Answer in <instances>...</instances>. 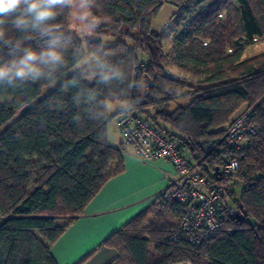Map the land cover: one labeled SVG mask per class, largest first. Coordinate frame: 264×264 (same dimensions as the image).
Wrapping results in <instances>:
<instances>
[{
	"label": "trees",
	"instance_id": "16d2710c",
	"mask_svg": "<svg viewBox=\"0 0 264 264\" xmlns=\"http://www.w3.org/2000/svg\"><path fill=\"white\" fill-rule=\"evenodd\" d=\"M205 1L85 0L92 33L117 38L111 46L66 34L70 5L58 7L48 26L59 37L64 63L45 69L35 81L0 80V128L18 116L0 133V264H55L51 246L122 173V148L106 138L115 118L106 108L116 103L176 138L211 184L228 182L215 177L214 170L237 161V177L229 187L240 218L224 222L199 247L173 243L167 235L178 224L181 208L158 198L157 205L105 241L118 252L112 264H264V53L240 61L242 45L264 38V0H217L201 8ZM225 1L235 7L234 22L221 19ZM164 5L190 16L174 33L169 56L152 29ZM0 30V63L22 56L25 48L39 52L53 38L31 28L18 30L11 19ZM86 53L91 60L72 73ZM140 62H145L143 71ZM169 66L182 78L167 76ZM200 75L206 76L192 89L189 80ZM46 88L52 89L41 97ZM185 91L191 103L170 112ZM244 106L254 133L246 135L242 150L231 152L223 143L226 127ZM208 141L216 149L206 156L200 142ZM237 186L239 197L233 190Z\"/></svg>",
	"mask_w": 264,
	"mask_h": 264
},
{
	"label": "built area",
	"instance_id": "2783aa9c",
	"mask_svg": "<svg viewBox=\"0 0 264 264\" xmlns=\"http://www.w3.org/2000/svg\"><path fill=\"white\" fill-rule=\"evenodd\" d=\"M144 67L145 62L138 64L141 71ZM247 115L232 118L226 129L223 143L231 152L242 150L246 135L254 133L246 124ZM116 125L123 146L132 147L141 163L163 160L173 167V175L168 177L166 188L158 196L160 203H175L181 208L178 224L167 235L169 241L199 247L212 239L224 222L237 218L238 210L229 187L237 177V161H226L218 170L219 178L228 182L211 184L198 173L193 159L179 147L176 138L158 131L144 115L126 110L117 117ZM200 147L207 156L216 149V143L200 142Z\"/></svg>",
	"mask_w": 264,
	"mask_h": 264
},
{
	"label": "crops",
	"instance_id": "0c3cea01",
	"mask_svg": "<svg viewBox=\"0 0 264 264\" xmlns=\"http://www.w3.org/2000/svg\"><path fill=\"white\" fill-rule=\"evenodd\" d=\"M174 9L168 21L172 23L173 29H166L169 30V39L166 41L170 45L167 53L160 37L165 55L172 49L174 20L178 15L177 9ZM191 101L192 97L185 91L172 103L174 107L171 108V104L170 112L179 107L186 108ZM124 110L125 105L118 103L107 105L106 108L108 116H115L113 126L111 121L107 126V142L112 147L122 148L123 171L100 189L86 205L82 215L51 246L49 253L55 264H112L118 252L105 245V241L139 214L157 205L158 196L166 188L168 177L174 173L168 162L159 160L151 164L141 163L132 147L123 146L116 120Z\"/></svg>",
	"mask_w": 264,
	"mask_h": 264
},
{
	"label": "clouds",
	"instance_id": "9594fccd",
	"mask_svg": "<svg viewBox=\"0 0 264 264\" xmlns=\"http://www.w3.org/2000/svg\"><path fill=\"white\" fill-rule=\"evenodd\" d=\"M72 0H0V26L11 19L13 26L21 31L31 28L41 36H53V29L48 21L57 15V8L70 5ZM4 32L0 30V39ZM48 46L37 52L31 48L23 49V55L7 63H0V80L12 82L21 80H38L46 75L45 69L54 70L64 63L59 46V37L53 36ZM17 44L15 53L19 49ZM109 77L105 76V79Z\"/></svg>",
	"mask_w": 264,
	"mask_h": 264
},
{
	"label": "rangeland",
	"instance_id": "374dc122",
	"mask_svg": "<svg viewBox=\"0 0 264 264\" xmlns=\"http://www.w3.org/2000/svg\"><path fill=\"white\" fill-rule=\"evenodd\" d=\"M215 1H217V0H206L205 1L206 3L203 4L201 8H203L206 4H209V5L213 4ZM221 8L222 9L219 12L222 16L221 19L224 21V20H227L228 17H231L232 22H234V20H235V18H234L235 17L234 16L235 7H234L233 3L230 1L229 2L225 1V3L222 5ZM174 10L175 9L172 6L164 5L162 7V9L159 11V13L157 14V16L152 20V29L154 31H156L157 34L160 35V37L162 39V43H163V48L166 51V53L168 52V48L170 46V45H168V42H167L169 39V30L166 31V29H168V28L173 29L172 23L169 24L168 21H169L171 15L173 14ZM195 13H196V11H193L191 13V17H194ZM189 17L190 16H188V17L187 16L181 17L180 15L176 16V18L174 20L175 33H178V31L187 22H189L188 21ZM91 23H93V19L87 13V10L85 7V0H72V3L70 4V12H69V17H68V26L66 29V34L76 35L79 38H81L82 40L87 39V38L97 39V40L101 41L104 46L114 45L118 41L117 38L111 37V36H104V37L95 36L92 33ZM166 39H167V41H166ZM235 41H237V40H235ZM229 42H230V38H229ZM242 46L243 47H242V53H241L240 61L252 59V58L264 53V38L257 39V40H255V42H253L249 45L244 44ZM234 52H235V49L229 44V49L227 50V54L232 55ZM169 54H171V53H168V56H169ZM141 58H143V56L139 55L138 59H141ZM90 59H91V56L86 53L84 55L82 61L78 65H76L71 70V72L74 73L77 70H79L80 68H82L83 66H85ZM166 63L172 65V60L170 57H167ZM167 64H165V65H167ZM165 70H166L165 72H166L167 76L175 77V78H182V75L179 72V70L173 66H169ZM205 76L206 75H203V76L200 75L199 77H194L195 78L194 81L189 80V84H190L191 88L192 89L198 88L200 86V85L198 86V83L202 82L204 80ZM188 78H190V77H188ZM51 89L52 88L44 89L41 97H43L47 93H49L51 91ZM172 107H174V104H172L171 108ZM246 110L247 109L245 106L242 107L238 112H236L234 117H238V116L245 114ZM108 113H109V111H108ZM110 113H112V112H110ZM17 117L18 116L14 117L5 126L1 127L0 133L4 129H6L9 125H11L17 119ZM111 122H112L111 126H113L114 119L111 120ZM227 127H226V129H227ZM233 190L235 192V197H239L240 188L237 186V187H234ZM239 218H240V216L238 215L237 219H239Z\"/></svg>",
	"mask_w": 264,
	"mask_h": 264
},
{
	"label": "water",
	"instance_id": "95a60500",
	"mask_svg": "<svg viewBox=\"0 0 264 264\" xmlns=\"http://www.w3.org/2000/svg\"><path fill=\"white\" fill-rule=\"evenodd\" d=\"M236 44H239L238 41H236ZM218 170H219L218 168H215V170H214V176L215 177L218 175Z\"/></svg>",
	"mask_w": 264,
	"mask_h": 264
}]
</instances>
